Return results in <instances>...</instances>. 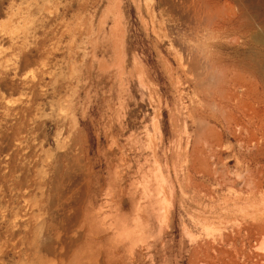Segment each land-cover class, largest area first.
Masks as SVG:
<instances>
[{"label":"rangeland","instance_id":"1","mask_svg":"<svg viewBox=\"0 0 264 264\" xmlns=\"http://www.w3.org/2000/svg\"><path fill=\"white\" fill-rule=\"evenodd\" d=\"M193 1L0 0V264H264V106L206 97L264 93V0Z\"/></svg>","mask_w":264,"mask_h":264},{"label":"bare ground","instance_id":"2","mask_svg":"<svg viewBox=\"0 0 264 264\" xmlns=\"http://www.w3.org/2000/svg\"><path fill=\"white\" fill-rule=\"evenodd\" d=\"M193 2H195V0ZM195 5H196L197 8L195 9L196 10L195 14L192 15V21H194V24L196 26H201V25L204 26L203 24H206L205 22H209L208 23L209 24V27L211 25V27L215 31H222V32H225L226 33L228 30H231L232 32H235V33H238V34H240L243 31L242 29H245L246 30V29L250 28V31L253 30V25L252 24H244V22H243V24H244L243 25L242 22L239 21V19L235 15H233L231 13V7H230V3H229L228 0H223V1L222 0H196ZM243 10H244V8H243ZM190 11H192V10H190ZM192 12H188V14L189 13H192ZM187 15H185V16H187ZM190 15H188L187 17H189ZM260 16H261V14H260ZM188 19H191V17L187 18V21L190 22L191 20H188ZM191 23H193V22H191ZM195 25H194V27H195ZM206 31H207V29H206ZM194 32H196V31H194ZM208 32H209V29H208ZM206 34H204V35H206ZM188 36H189V34H188ZM181 49H183V48H181ZM187 49H188V46H187ZM184 50H185V48H184ZM190 54L188 53V55H190ZM198 54H200V52ZM254 54H255L254 56L256 57L257 56V53H254ZM190 57H191V55H190ZM211 57H213V56L211 55ZM193 59L196 60V57L194 56ZM190 60H191V58H190ZM195 60H193V63H192L193 65L194 64H197L196 62L194 63ZM212 60H213V62H211V63L214 64V65H216L218 63L219 64L222 63V61L221 60H218V58H216V60H215L214 57H213ZM183 61H184V59H183ZM206 62H207V65H208V60ZM189 63H190V61H189ZM197 65H194V67L190 65L189 67H193L194 70H196L197 69ZM222 67L224 68V66H222ZM246 67L251 68V70H250L251 71V76H254V75L257 76V75H259V72L261 73V71H262V69L260 68V66L257 65V64H251V65L246 66ZM193 68H190V69H193ZM198 69H200V67ZM194 70H193V72H195ZM207 70H209V69H207ZM210 71H213V70H210ZM229 72H230V76H228V72L227 73H225V71H224V73L222 72V78L220 80H218V81L216 79L217 82L216 83L214 82L215 84L212 82L214 85L211 84V83H208L207 84V85H209L208 88L211 87V85H213V86L210 89V91L208 92V94H207L208 96L206 95V97L211 100L212 106H214V108H215V110L217 112L219 111L220 114L223 113V115H224L223 116V120L226 123H228L230 125H238L239 124V119H238V116H237L238 110H240L242 114H244V112L247 109L248 110L252 109V110L259 111V109L264 106V93L262 91H260L257 82L255 84V81H254L255 78H252L251 79V78L246 77L244 75L243 76H240L237 73L233 72L232 70H230ZM209 73H211V72H209ZM195 74H196V72H195ZM213 74H215V73H213ZM202 75H203V77H206L207 76V75L204 76V74H202ZM208 75H210V74H208ZM219 75L221 76V74H219ZM194 76H196V75H194ZM210 76H208L206 78V80H209V79L212 80V76H211V78H210ZM196 77H198V76H196ZM217 77H219L218 74H217ZM213 78H214V76H213ZM209 82H210V80H209ZM205 83L203 81V83H199L197 85H199V87L201 88V86H203V85L206 86ZM200 84H203V85H200ZM238 91H241V102H240V104L237 101V98H238L237 92ZM199 92H201V91H199ZM232 100L234 102L236 100L237 101V104L233 103L234 105H231V102H233ZM251 120L252 119H250V121Z\"/></svg>","mask_w":264,"mask_h":264}]
</instances>
